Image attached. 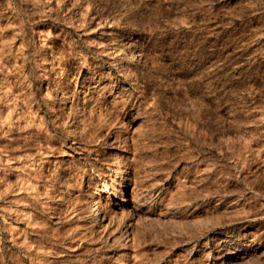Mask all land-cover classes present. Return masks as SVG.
<instances>
[{
	"label": "rangeland",
	"instance_id": "rangeland-1",
	"mask_svg": "<svg viewBox=\"0 0 264 264\" xmlns=\"http://www.w3.org/2000/svg\"><path fill=\"white\" fill-rule=\"evenodd\" d=\"M125 253L264 264V0H0V264Z\"/></svg>",
	"mask_w": 264,
	"mask_h": 264
},
{
	"label": "bare ground",
	"instance_id": "bare-ground-1",
	"mask_svg": "<svg viewBox=\"0 0 264 264\" xmlns=\"http://www.w3.org/2000/svg\"><path fill=\"white\" fill-rule=\"evenodd\" d=\"M70 98H72V96L71 95H67V97L65 98V102H67ZM108 198H109V196H108ZM100 200V199H99ZM95 201L94 203H93V206H92V217L94 218V219H97V218H101V220L103 219V220H105V211H104V206L103 205H101V201ZM104 202V201H103ZM241 248V247H240ZM240 248H233V251H234V254H241L242 253V250L240 249ZM246 253V252H245ZM128 254L127 253H125V255L124 256H122L123 257V263L124 264H128V262H127V256ZM129 261V260H128Z\"/></svg>",
	"mask_w": 264,
	"mask_h": 264
}]
</instances>
